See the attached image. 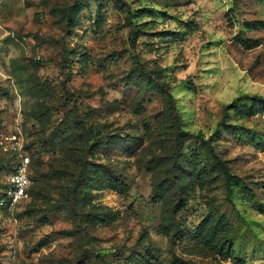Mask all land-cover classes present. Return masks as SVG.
I'll use <instances>...</instances> for the list:
<instances>
[{
	"label": "rangeland",
	"instance_id": "374dc122",
	"mask_svg": "<svg viewBox=\"0 0 264 264\" xmlns=\"http://www.w3.org/2000/svg\"><path fill=\"white\" fill-rule=\"evenodd\" d=\"M18 140L0 264H264V0H0V192Z\"/></svg>",
	"mask_w": 264,
	"mask_h": 264
},
{
	"label": "built area",
	"instance_id": "2783aa9c",
	"mask_svg": "<svg viewBox=\"0 0 264 264\" xmlns=\"http://www.w3.org/2000/svg\"><path fill=\"white\" fill-rule=\"evenodd\" d=\"M16 165L10 173L6 187L0 192V208H16L29 198L28 190L31 186L30 159L22 150V142L16 143Z\"/></svg>",
	"mask_w": 264,
	"mask_h": 264
},
{
	"label": "trees",
	"instance_id": "16d2710c",
	"mask_svg": "<svg viewBox=\"0 0 264 264\" xmlns=\"http://www.w3.org/2000/svg\"><path fill=\"white\" fill-rule=\"evenodd\" d=\"M171 101L173 102V99H171ZM181 135L183 136H190L189 133H181ZM33 155V154H32ZM33 159L31 157L30 159V163H29V168H30V177H31V186L28 190V193H29V196L31 198V195H32V190H33V187H34V182H35V170H34V163H33ZM218 165L220 166V169H221V172L224 176V179H225V182H226V185L229 186V183H230V180L232 178V175L228 172V170L224 167V164L219 162L218 161ZM55 167L50 165L48 166V175H44L45 178L43 180V182L41 183V186L43 187L45 184H46V180H57V175H58V170H55L54 169ZM11 171V169L9 170ZM6 186L3 185L1 191L5 188Z\"/></svg>",
	"mask_w": 264,
	"mask_h": 264
}]
</instances>
